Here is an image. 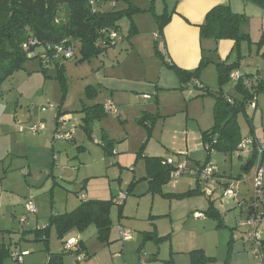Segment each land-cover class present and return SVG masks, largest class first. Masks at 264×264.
Instances as JSON below:
<instances>
[{
	"label": "rangeland",
	"instance_id": "1",
	"mask_svg": "<svg viewBox=\"0 0 264 264\" xmlns=\"http://www.w3.org/2000/svg\"><path fill=\"white\" fill-rule=\"evenodd\" d=\"M114 1L116 12L130 8H140L142 11L133 12L132 19L125 17L119 22L118 52L111 59L96 56L81 61L82 55L77 48L75 58L64 62L63 82L57 79V68L51 67L46 74L42 71L40 61L30 59L23 70L15 73L0 87V122H13L17 126V135L32 138L27 142L29 145L42 146L45 141L41 137H45L47 132L52 133L55 128L62 132L74 130L76 135L74 142H54V139L49 141L55 143L51 150V162L48 164L45 157L35 160L31 166L32 178L37 176L38 179L34 184L31 176H23L22 166L19 167V164L25 162L21 147L15 151L13 142L9 141V148L7 143L0 141L1 151L8 148L15 155H7L6 151L0 153V184L6 180L2 177L7 176L8 182L5 185L9 188V183L15 182L13 187L16 189L13 192L16 196L18 194V198H33L35 205L39 204L42 209L41 215H29L27 225L21 223L22 214H26L21 203L11 206L10 212L7 211L9 216L3 211L1 214L7 219L0 222V244L9 247L11 253L28 251L29 256L25 257L23 264H192V257L199 258L201 255L192 253L199 251L204 245L208 250L207 255L216 258L213 264H226L227 249L219 248L223 246L224 236L221 234L223 232L218 234V231H229L226 228H216L219 222L207 217L206 207L202 209L195 204L203 202L209 209L212 199H207L204 194H197L178 200L166 196L173 193L172 186H167L169 183L159 190L157 184L148 178L147 158H167L168 153L156 154H163L162 140L165 137L171 140L177 122L159 119L156 124L155 119L146 117L143 120L145 114L138 115L137 109H131L126 117L101 114L95 123L90 122L89 133L84 131V119L87 117L85 109L96 104L106 106L112 100L111 91L99 87L98 79L107 83L106 76L110 75V78L118 76L146 84L160 78L157 51L164 56L165 49L160 37H156L159 33L158 19L165 16L166 10L170 12L174 9L176 0ZM247 14L245 20L249 18L250 47H256L262 42L261 46L264 48V15L253 10H247ZM132 23L136 26V33H131ZM245 33L248 34V31ZM243 45V48L247 46ZM259 63H264V60L257 56H245L238 68L241 74L256 73L264 81V66L255 67ZM89 87H95L97 94L92 97L87 95ZM235 88L234 81L222 86V90L231 95H234ZM211 91L217 92L215 89ZM128 102L144 105L136 95L129 94ZM255 105L257 108H249V117L244 114L238 117V124L243 138H256L264 147V92L258 95ZM51 107L65 118L66 126L56 124L55 112H42V109ZM41 121L47 126V132L41 135L18 132L19 126L29 127ZM180 121L183 120L179 119L178 122ZM203 126H206V119ZM2 129L0 138L9 131L7 128ZM106 140L111 143L112 154H107L103 148ZM245 157V154L242 158L235 154H213L209 162H205H211L212 165L221 163L224 165L219 168L221 174L237 177L249 161H253L252 155L249 159ZM256 162H253L251 171L246 172L248 177H251ZM189 177L183 175L177 180L181 183L180 190H190L192 177ZM27 189L36 193L28 192ZM38 192L40 197L36 201ZM81 196L89 200L113 202L110 213L112 226L106 241L99 238L94 224L83 231L74 230L64 239H59L56 228L51 227L48 243L36 239V229L48 227L53 216L74 211L81 203ZM198 212L205 213L206 220H194V214ZM43 218L49 219L43 221ZM121 228L134 234L132 241L121 240ZM70 238L83 241L90 257L79 261L76 254L67 250L66 243ZM60 254L62 256H56ZM4 264L20 263L9 258Z\"/></svg>",
	"mask_w": 264,
	"mask_h": 264
},
{
	"label": "trees",
	"instance_id": "2",
	"mask_svg": "<svg viewBox=\"0 0 264 264\" xmlns=\"http://www.w3.org/2000/svg\"><path fill=\"white\" fill-rule=\"evenodd\" d=\"M242 1L255 4L264 10V0ZM112 3H115V1L93 0V3H91V0H0V87L15 73L23 70L25 63L30 59L40 61L42 71L46 74H48L47 72L51 67L57 68L59 70L57 79L63 82L65 80L64 62L72 59L54 57L56 48L59 46L64 48L73 47L75 53L79 48L82 55L81 61H85L91 57L101 56L110 50L111 48L106 47L109 39L108 34L110 31H115L119 34L116 40L117 47L120 39L119 22L125 17L132 19L133 12L142 10L140 8H130L127 11L116 12V3L115 6H112ZM174 13L175 10H172V12L166 10L165 16L162 19L159 17L158 38L163 39L164 28L168 25ZM244 23V15L235 14L228 7H216L207 14L204 23L200 26L201 39L232 40L236 44L235 47L239 48L244 41L251 43L250 36L243 31ZM131 33H136L134 23H132ZM31 39L38 42L33 50L36 53L35 58H31L29 52H26L23 48V45L28 44ZM258 45L261 46L262 42ZM258 54L264 58V50L261 52L259 49ZM42 56L48 58L49 63H46L45 58ZM157 56L164 60L159 51H157ZM210 63H215L219 70L221 87L217 92L201 86L198 80L200 71ZM165 64L179 76L183 83L182 88H188L187 85L191 83V91L200 90L203 93L202 96L211 95L215 98L213 127L202 133V140L208 157L217 153H236L243 140L238 117L242 114L249 117V108H251L258 95L264 92V81L258 78L257 75H242L243 80H251L253 83L252 88L247 89L243 80H241L236 84V94L231 95L224 93L222 86L231 81L230 75L234 70L236 71L238 64L227 65L226 62L210 61L203 58L200 67L195 71L182 70L172 63L165 62ZM95 93L97 94L96 88H88L87 95L92 97ZM85 112L87 117L84 119L85 126L83 128L86 133H89L90 122L93 123L98 120L101 114L105 115L106 112L101 105L89 107L85 109ZM55 113L57 114L55 117L56 124L58 126L66 125L67 122L65 124L58 123V119L63 116L56 109ZM146 117H143V120H146ZM71 132L73 138L70 141L74 142V130L64 133ZM260 146L262 147L261 144ZM110 147V141L106 140L103 148L107 154L113 153ZM256 155L255 151L253 154L255 160ZM254 159L245 167L246 172L253 165ZM147 160L148 178L152 183L157 184L160 190L162 186L170 182L172 167L164 163L166 160L158 157H148ZM201 165L203 164L199 166ZM197 194L202 193L195 190L181 195L168 194L166 196L184 199ZM112 205L111 200H87L86 197L81 196V203L74 211L53 216L48 227L36 229L34 231L36 239L48 243L51 227L56 228L59 239H64L70 232L74 230L83 231L89 225L94 224L98 229L99 238L106 241L112 226L110 216ZM206 215L218 221L219 227H223V220L219 212L215 210L213 202H211ZM70 252L76 254L78 258L84 255L83 260L90 257L84 242L81 240L76 242ZM197 253L201 255L199 258L193 256L192 264H205L211 261L202 251H195L192 255ZM11 256V249L5 244H0V264H4L7 259L12 258ZM56 256H62V254ZM226 264H229V261Z\"/></svg>",
	"mask_w": 264,
	"mask_h": 264
},
{
	"label": "crops",
	"instance_id": "3",
	"mask_svg": "<svg viewBox=\"0 0 264 264\" xmlns=\"http://www.w3.org/2000/svg\"><path fill=\"white\" fill-rule=\"evenodd\" d=\"M216 7H228L233 13L241 14L244 16L248 15L247 10L257 11L260 15H264V10H262L260 7L252 3L244 2L242 0H176V5L174 9H172L175 10V13L172 15V18L168 23V25L164 28L163 39L160 38L164 45L165 53L163 56L164 60L158 57L160 59V63L158 65L159 73H160L159 80L153 82L150 81L147 82L146 84L143 83L139 84L132 82L131 80L129 81L120 77L118 78V76L117 77L111 76L110 78V75L106 76L107 83L104 80L98 79L99 87H104L111 91L110 97L112 100L109 103L113 104V107L115 108L116 111L115 114L106 113L105 115L112 114L114 116L126 117L127 115H129L131 109H137L138 115H140L141 113L145 114V116H147L149 119L152 118L155 119L156 124L159 119H167L168 121H172V123L177 122V125L174 126L173 128L174 129L172 136L173 139L171 138V140L170 139L168 140L166 139L167 137H165L162 140V146L164 148L163 154H156V155H165L166 153H168L169 155L166 156L167 158L165 157L162 158V156H160L161 159L172 158L176 163H181L186 160L188 163V167L190 169L198 168L199 165L204 164L206 160H208L207 162H209L210 157H208L207 152L205 150V145L202 140V133L210 130L213 127L212 124H214L213 112L215 106V98L211 95L202 96L203 93L200 90L193 92L188 88L186 89L182 88L183 83L181 82L179 76L176 74L174 70L170 69L165 64V62L172 63L185 71H195L200 67L203 58H205L206 60H210V61L215 60V61L226 62L227 65L238 64L236 71H238L241 74L242 72L239 70L238 66L243 57L257 56L258 58L264 60V58L261 57L260 54H258L259 49L262 52L264 48L263 46H259L258 44L256 47L251 48L250 44L244 41L240 44L239 48H236L235 47L236 44L232 40L217 41L208 38L204 40L201 39L200 26L204 23L207 14ZM248 19L245 20V23L243 25V31L244 32L248 31V35L250 36L248 29ZM243 44H246L247 46L243 48L242 47L244 46ZM117 49L118 46L116 48L108 50L106 53L102 54L101 56L111 59V56L117 54L118 52ZM260 66H264V63H259V66H255V67H260ZM255 74L256 73L241 74V75L250 76ZM258 78L261 79V77ZM198 80L201 83V86H204L205 88L210 90L212 89H215V91L218 90L221 86L219 81V70L216 64L210 63L207 66H205L200 71ZM235 83L237 84V82ZM100 90H98V93ZM129 94L136 95V98L142 100V102H144L143 103L144 105L143 106L139 104L135 105L128 102ZM234 94H236V90H234ZM146 96L150 98L146 99L145 98ZM103 107H105V105ZM179 119L183 121L178 122ZM204 119H206L205 127L203 126ZM209 120L211 121L210 124L208 125ZM209 127L211 128L208 129ZM2 128H7L9 131L6 132L4 137L0 138V141L7 143L9 148H10L9 141L13 142L15 145L13 147V150L15 151H18L19 146L21 147V152L24 154L25 162H22L21 165L19 164V167L22 166L21 168L22 175L25 177L31 176V179L33 180V184H34V181H36L38 177L36 176V178H32L33 176H32L31 166L33 165L35 160H38L41 157L47 158L48 159L47 163L50 164L52 158L51 150H52V146L55 145L54 142L64 141V140H57V141L55 140V134L59 130L55 128L53 129L52 133L50 132L48 133L46 126V129L42 131L40 134H32L29 131H26L32 134V136L41 135L42 133L47 132L45 133L46 134L45 137L42 138L41 136H39L41 137V140L45 141V143L42 146L41 144L40 145L37 144V146H31L27 142L29 141V139L31 140L32 138L30 136L17 135L15 133L17 126H15L13 122L10 121L8 123H3V121H1L0 129L3 130ZM25 133H21V134H25ZM52 139H54V142L53 141L49 142ZM244 139H251V138L250 137L243 138V140ZM252 139H254L255 141L261 144V142L258 141L256 138H252ZM20 142L21 144H19ZM254 150L255 149H251L249 152L240 155L236 153L225 154V155L233 156L235 154L238 155L239 158H242V156L245 154L247 155V157L245 158L249 159L250 155H252L253 157V154L255 152ZM5 151L7 152V155L9 154L15 156L14 154H11L10 149L7 148L5 149ZM5 151L0 150V153L1 152L6 153ZM217 154L219 155L223 153H217ZM250 162L251 161H249L247 165H249ZM224 164L226 165V162ZM214 165L216 167L218 176H222L227 179L230 178V179L239 180L243 178L242 176H244V174H246L245 167L247 165L243 168L242 173L240 172V174H238L237 177H233V176L227 177L226 174H221L219 168H222V166H224L223 164L214 163ZM251 169H252V165L249 171H251ZM254 170L250 175L251 177H248L247 175V179H245L244 182L241 180L242 181L240 185L241 199L248 198L251 194L252 176ZM190 177H192L191 178L192 181L189 183L190 190L188 191H185L183 188H181L183 190L179 189L181 187V183L177 181L179 178L178 179L171 178L169 184L167 185L169 187L170 185L172 186L171 191H173V193H170V195H181L189 191H195V190H199L203 195L202 183L197 182L196 178H194L193 176ZM7 178H8L7 176H3L2 179H6V180H4L0 184L1 185L0 186V222L3 221V219L5 220L7 219L5 215L3 218V214L1 213L5 211V214L9 216L10 213L8 214L7 211L10 212V208L12 205L16 203H21L20 206L23 208V211H26L25 209L26 201L28 199H32L34 201L33 198L25 197L23 200L20 197L18 198V194L16 196V193L13 192L16 189L13 187V185H15L16 183L10 182L9 183L10 186L8 188L5 185V182L6 181L8 182ZM209 187L213 191V195L211 198L212 199L211 201L214 202L213 206L215 210L219 212L220 217L223 220V227H219L218 224L216 228L218 229L226 228L229 231V233H226V231H218V234L219 232H223L221 234H223L224 236L223 246H219V248L223 249L225 247L227 249L226 259L227 261H229V264H255L256 260L252 255L251 246L243 239L241 234L242 231L241 230L238 231L237 228L238 220L244 217V213L241 212V209L235 207L231 201L223 200L221 196V187L219 184L210 183ZM31 191H32L31 189L28 190V192ZM33 193L36 192L34 191ZM39 194L40 192L36 194V201L40 197ZM174 198L178 199L176 197ZM86 199L88 200L87 197ZM195 204L197 207H200L202 209L206 207V210H208V207L203 202L201 204L199 203H195ZM37 209H38L37 213L41 215L42 209L41 207H39V204L37 205ZM262 209L264 212V204ZM23 215L24 214H22V216ZM42 217H46V216H42ZM207 217L205 216L204 219L194 218V220L199 222L206 220ZM46 219L48 220L49 218H43V221H47ZM206 224H208V222ZM262 229L264 231V221L262 223ZM239 232L240 235H238ZM71 240H74L76 242L78 241L77 238H70L68 242ZM199 251H202L207 258L211 259L210 262L205 264H213L216 262V258L207 255L208 250L205 245ZM24 253H28V254L24 256L23 263L25 257L29 256L28 251H25Z\"/></svg>",
	"mask_w": 264,
	"mask_h": 264
},
{
	"label": "built area",
	"instance_id": "4",
	"mask_svg": "<svg viewBox=\"0 0 264 264\" xmlns=\"http://www.w3.org/2000/svg\"><path fill=\"white\" fill-rule=\"evenodd\" d=\"M93 3V0H91ZM112 6H115V3H112ZM119 34L115 31H110L108 34V48H114L117 45V39ZM158 38V35H156ZM99 43V42H98ZM100 44V43H99ZM38 45L36 40L31 39L28 44H24L23 48L26 52H29V56L31 58L36 57V53L34 48ZM75 56V49L73 47L64 48L63 46H59L56 48L54 53V57H64L66 59H73ZM45 58L44 56H42ZM45 62L49 63V59L45 58ZM230 79L235 82H240L243 80L242 75L238 71H233L230 75ZM244 85L247 89H251L253 83L251 80H243ZM198 83V82H197ZM199 84V83H198ZM188 89H191L192 84L187 85ZM146 99L150 98L148 96ZM257 99L251 105L252 109L256 108ZM106 113H116L115 108L112 103H109L104 107ZM48 110L55 112V108L51 107L50 109H43L42 112H47ZM59 124H65L67 121L64 117L58 119ZM46 129V123L41 121L35 125L29 127L19 126L18 130L20 133H25L29 131L32 134H40L42 131ZM73 138V133H64V132H56L55 140H64L70 141ZM251 149H255L256 151V166L252 176V190L251 194L248 198L241 199L240 198V185L242 181L244 182L247 179V174L242 176V179H230L224 178L222 176H218L216 167L211 163H205L199 166L196 169H190L188 167L187 161H183L181 163H176L172 159H167L164 163L168 166L172 167L171 178L178 179L183 175H190L196 178V181L202 183L203 185V194L211 199L213 195V191L210 189V183H217L221 187V196L223 200H228L233 203V205L244 213V217L238 220L237 228L241 230V234L243 239L251 246V252L256 260L255 264H264V231L262 229V223L264 221V212H263V204H264V147L260 146V143L255 141L254 139H244L241 141L238 151L236 154H243L249 152ZM242 180V181H241ZM125 199L124 196H122ZM26 213L27 215L23 216L21 219V223L27 225L29 215H35L37 213L36 205L32 199H28L26 204ZM204 214L198 212L194 214L195 219H204ZM120 238L123 242H130L134 238V234L130 231L120 229ZM76 241L71 240L66 244V249L72 251ZM28 253H12V260L14 262H18L20 264L23 263V258ZM84 256L79 257V261H82ZM142 264H145L144 262Z\"/></svg>",
	"mask_w": 264,
	"mask_h": 264
}]
</instances>
